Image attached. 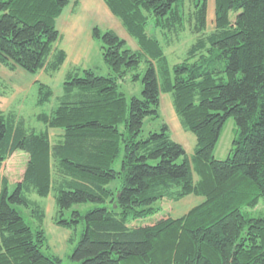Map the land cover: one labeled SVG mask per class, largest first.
<instances>
[{
    "label": "trees",
    "instance_id": "16d2710c",
    "mask_svg": "<svg viewBox=\"0 0 264 264\" xmlns=\"http://www.w3.org/2000/svg\"><path fill=\"white\" fill-rule=\"evenodd\" d=\"M208 1L192 0L186 20L185 0H103L138 49L94 27L109 76L68 71L55 109L35 118L42 131L14 111H0V172L17 151L27 156L11 191L0 177V264H63L46 253L44 207L31 198L51 192L53 222L71 232L72 264H264V215L243 212L264 198V0H214L211 31ZM68 3L0 0V66L56 72L66 58L54 47L56 21ZM150 19L166 46L190 24L195 38L182 62L169 65L160 40L147 32ZM141 64V97L129 100L119 82ZM37 85L41 106L52 91ZM160 94L171 95L182 128L195 136L190 158L165 123L141 136L147 118H160ZM229 119L236 126L232 151L216 160ZM189 195L204 201L183 216L128 225L157 214L162 200ZM85 204L94 207L75 209Z\"/></svg>",
    "mask_w": 264,
    "mask_h": 264
},
{
    "label": "rangeland",
    "instance_id": "374dc122",
    "mask_svg": "<svg viewBox=\"0 0 264 264\" xmlns=\"http://www.w3.org/2000/svg\"><path fill=\"white\" fill-rule=\"evenodd\" d=\"M70 7V6H68ZM67 8L64 9L62 18L57 19L56 28L60 32V39L54 44L57 49L65 48L71 50L72 54H77L79 49L80 53L83 52L84 63L88 69L92 70L96 75L109 76L111 71L108 66L104 63L102 58L100 40L89 39L87 41V35L90 33L92 36V30L94 27L104 31L105 26H109L111 22L106 19V15L97 12V3L94 1H81L78 3L76 8L77 23L80 27V34H78V41L73 38L66 31L65 25L62 19L66 15ZM193 11L192 0H185L184 2V14L186 20L190 17ZM118 23L120 21L114 18ZM153 19L149 20L147 32L155 34L162 46L164 47V53L168 59L169 65L173 66L179 62H182L187 55V50L190 45L194 42L195 36L190 30V24L186 21L185 28L176 37L170 36L171 44L166 46L161 37L160 30H152ZM214 25V0L208 1V13H207V31H211ZM118 24L113 28L118 37L124 40L126 47L131 50H137L138 44L135 39L130 37L120 23V29L117 28ZM77 42V43H76ZM77 44V45H76ZM78 46L79 48H76ZM72 54L70 59L65 62L56 72L48 74L45 72H39L37 74H30L22 69L17 68L15 71H10L7 68L0 66V111L8 112L14 111L19 116L23 117L26 124L36 131L44 130V125L35 120L38 114H49L57 106V99L63 93V84L65 76L68 71L71 70ZM145 64H141L136 71H130L124 79V82H119V90L123 92L127 99L132 97H141L143 85L141 79L145 71ZM75 68V67H74ZM80 68V67H77ZM73 69V68H72ZM81 69V68H80ZM138 74L139 80L132 81L133 75ZM38 83L47 85L52 95L48 102L44 105L37 106L36 101L38 98ZM159 119L147 118L144 121L141 136L145 137L149 132L159 131L163 123L169 127V134L171 138L178 144H180L187 157L190 158L194 151L195 136L182 128L177 115L175 114L172 98L170 94H160V105H159ZM236 137V126L233 119H229L223 125L219 141L214 149L213 155L216 160H225L228 158L232 151V141ZM193 148V151H192ZM27 162L26 154L21 151H17L5 162L3 169L0 172V177H6L10 184V191L14 187V183L19 181L25 169ZM115 168L120 167V158L114 164ZM196 179V176H194ZM115 185H119L120 182L117 180L114 182ZM31 198L36 200L45 211L44 220V231L47 237L48 249L46 253L57 256L62 260L63 264H72L69 260V256L72 252L73 246L68 243V238L71 232L65 228L57 226L53 222V218L56 212L55 200L53 193L51 192L46 198H39L32 195ZM198 204V200L194 202L187 200H180L178 202L162 200L157 203L160 207V211L147 218L138 219L129 222V226L140 227L154 224L163 216H169L177 218L183 215L185 212L190 210L192 207ZM92 204H85L76 206L75 209L81 212H86L93 208ZM243 212L250 217H259L264 215V198L259 201V204L254 209H244ZM70 213L67 214V216ZM51 222V223H50ZM76 239L78 240L81 233V226L78 227Z\"/></svg>",
    "mask_w": 264,
    "mask_h": 264
},
{
    "label": "crops",
    "instance_id": "0c3cea01",
    "mask_svg": "<svg viewBox=\"0 0 264 264\" xmlns=\"http://www.w3.org/2000/svg\"><path fill=\"white\" fill-rule=\"evenodd\" d=\"M81 1H85V2H88V1H90V0H69V3H68V5L65 7V8H67V11H66V15H65V17H64V19H62V21H63V24L65 25V28L64 29H67V27H69L66 31L69 33V35L73 38V40H75V41H78V34H80V27H79V25H78V21H77V19H79V18H77V13L75 12L76 11V8H77V6H78V3L79 2H81ZM91 1H94V2H96L97 3V9H98V11L97 12H99V13H101V14H103L104 16L106 15V19L107 20H109L110 22H111V24L109 25V26H105L106 28H104L105 30H112V31H114L115 32V30H114V26L115 25H117L118 24V27L117 28H119L120 29V23H118L114 18V16L110 13V11L107 9V7L105 6V4H104V2H103V0H91ZM68 6H70V7H68ZM64 8V9H65ZM63 12H64V10H63ZM61 13V15L59 16V18H62V16H63V14L64 13ZM58 18V19H59ZM57 22V21H56ZM67 26V27H66ZM60 33V32H59ZM116 33V32H115ZM60 37H61V35H60ZM92 36L90 35V33H88V35H87V41H88V39L91 41V42H93L92 41ZM77 43V42H76ZM93 44H94V42H93ZM77 45V44H76ZM76 48H79L78 46H75ZM61 50H63L64 52H65V54H66V58H65V61H64V63L65 62H67L69 59H70V57H71V54H72V51L70 50H67V49H65V48H61ZM72 56H73V54H72ZM84 55H83V52H81L80 53V51H79V49H78V51H77V54H74V56L72 57V62L70 63L71 64V69L72 68H77V67H80L81 69H88L87 68V66L85 65V64H83L84 63ZM63 63V64H64ZM62 64V65H63ZM47 86V85H46ZM55 133H54V131H50V135H54ZM196 143V142H195ZM193 147H195V145L193 146ZM192 151H193V148H192ZM193 155V154H192ZM187 199H189V200H191V201H195V200H198V204L197 205H199V204H201L203 201H204V199L202 198V197H198V196H194V195H189V196H187V197H185L184 199H182V200H187ZM197 205H195V206H197ZM194 206V207H195ZM193 208V207H192ZM191 208V209H192ZM189 211V210H188ZM187 211V212H188ZM187 212H185L184 214H186ZM183 214V215H184ZM183 215H181V216H183ZM180 217V216H179ZM44 220H45V218H44ZM51 223V222H50ZM43 227H44V223H43ZM69 239V238H68Z\"/></svg>",
    "mask_w": 264,
    "mask_h": 264
}]
</instances>
